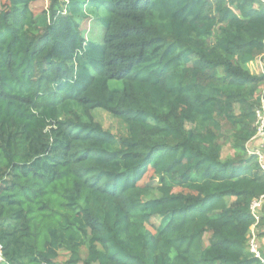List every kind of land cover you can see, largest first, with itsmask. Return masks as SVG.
<instances>
[{"label": "trees", "instance_id": "obj_1", "mask_svg": "<svg viewBox=\"0 0 264 264\" xmlns=\"http://www.w3.org/2000/svg\"><path fill=\"white\" fill-rule=\"evenodd\" d=\"M40 1L0 0V264H261L263 1Z\"/></svg>", "mask_w": 264, "mask_h": 264}, {"label": "built area", "instance_id": "obj_2", "mask_svg": "<svg viewBox=\"0 0 264 264\" xmlns=\"http://www.w3.org/2000/svg\"><path fill=\"white\" fill-rule=\"evenodd\" d=\"M264 3V0H262ZM256 60L264 61V53L261 54ZM259 61L258 64L253 62L250 64V68L253 74L258 76H264L263 63ZM261 69V71H260ZM256 119L254 123L255 127V137L254 139L248 141L245 145L247 156H254L257 159V162L260 166V169L264 172V89L261 91L260 105L255 111ZM264 206V197L254 201L251 204V212L254 218L256 219L255 226L251 229L249 242H248V251L256 259H258L261 264H264V254L260 247L258 241V230L257 225H259L261 216L260 210ZM1 253V250H0ZM0 255V262L2 261Z\"/></svg>", "mask_w": 264, "mask_h": 264}, {"label": "rangeland", "instance_id": "obj_3", "mask_svg": "<svg viewBox=\"0 0 264 264\" xmlns=\"http://www.w3.org/2000/svg\"><path fill=\"white\" fill-rule=\"evenodd\" d=\"M48 0H42L40 2H38L37 4H35L34 6H32V11L35 13L36 17L39 18L44 11H46L48 9ZM106 14H104L105 16ZM84 29H87L88 33H89V37H92L94 40H97L98 42H103V37H104V33H105V26L104 23H100L98 24V22H94V21H90V23L86 22L84 27ZM101 119L104 122V124L106 125V127H108L109 129H113L115 130V124L113 123V121L110 119V117L107 114H101ZM233 132L232 130L229 128V126H227V124L224 123L223 125V137L220 139V144L223 148V153H222V160L225 159H232L233 155H234V150H233ZM152 175V174H151ZM151 175H148L146 178L145 182H148V179H150ZM144 182V183H145ZM176 192H178L176 190ZM156 196V194H154ZM264 213V206L262 207V209L260 210V216L261 214ZM154 223L159 224V220H153ZM259 241V239H258ZM262 251H263V246L260 245ZM85 252L86 250L83 249L81 251V253L83 254V256H85ZM68 255L67 253L63 252V256L59 259L60 261H66L68 259Z\"/></svg>", "mask_w": 264, "mask_h": 264}, {"label": "crops", "instance_id": "obj_4", "mask_svg": "<svg viewBox=\"0 0 264 264\" xmlns=\"http://www.w3.org/2000/svg\"><path fill=\"white\" fill-rule=\"evenodd\" d=\"M258 239H259V243L260 245H262L263 247V251H264V237H261L259 234H258Z\"/></svg>", "mask_w": 264, "mask_h": 264}, {"label": "bare ground", "instance_id": "obj_5", "mask_svg": "<svg viewBox=\"0 0 264 264\" xmlns=\"http://www.w3.org/2000/svg\"><path fill=\"white\" fill-rule=\"evenodd\" d=\"M259 61H261V60H259ZM261 62H262V61H261ZM262 63H263V69H264V61H263ZM255 135H256V134H255ZM255 135H254V137H255ZM254 137H253L252 139H254ZM252 139H251V140H252Z\"/></svg>", "mask_w": 264, "mask_h": 264}]
</instances>
